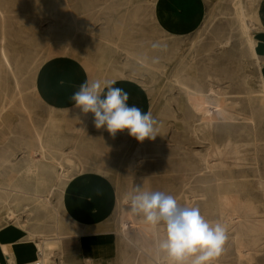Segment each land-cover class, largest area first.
<instances>
[{
    "label": "bare ground",
    "instance_id": "bare-ground-1",
    "mask_svg": "<svg viewBox=\"0 0 264 264\" xmlns=\"http://www.w3.org/2000/svg\"><path fill=\"white\" fill-rule=\"evenodd\" d=\"M227 1L231 4V9L223 16L225 19L226 17L232 19V26L229 35L216 44L222 50L228 49L232 45L233 34L237 33L243 48L239 49L241 58L243 60L245 57L253 58L251 64L255 67L257 76L255 78L251 75L252 73H248L246 70L250 64H244L241 88L239 87L237 90H234L233 86L227 87L226 85L227 88L216 86L217 75L211 72L212 66L210 69L206 67V70H202L200 74L182 70L173 76L174 88L182 96L174 99L177 109L168 108L170 116L173 118L171 123L174 128L172 141L169 140V136L162 126L164 122H161V125L156 126L157 136L149 145L150 149L145 143L136 147L128 164L127 187L129 190H126L127 192L123 195L117 207L114 223L109 227L116 235L119 246L123 249V253L119 256L121 264H158L153 243L160 234L159 230L145 223L141 216H130L127 213V200L135 185L143 183L147 190L161 191L160 187L157 189L154 186L158 181L155 177L157 174L178 178L181 184L179 191L167 192V194L174 196L181 205L194 206L197 197L202 199L197 204L203 206L201 213L206 219L210 210L208 211L205 207L209 204L218 207L223 224L229 228L230 232L232 231L231 246L234 248L238 264H252L255 260L254 252L260 248L264 236V211L252 200V194L256 191L255 193L263 196L264 201V20L259 15L260 9L255 10L256 13L250 11V2L260 6L264 4V0ZM7 9H9L8 1L0 0V71L9 74L16 90L22 93L20 66L14 61L9 47L8 23L10 16H8ZM211 26H213L212 23ZM176 46L174 47L176 48ZM125 52L129 57L132 54L129 51ZM136 59L141 64L148 66L144 60ZM158 59L160 60V58ZM210 60L213 59L210 58ZM225 77L227 78V75ZM217 80L222 81L220 77ZM256 85L259 87L256 88ZM244 103L249 108L247 113L241 109ZM27 112L29 115L31 114L30 111ZM67 113L71 114L69 111ZM72 113L73 115L70 117L63 118L64 129L57 125L56 118H51L48 123L45 122L48 127H39L41 122L40 125L38 124L39 126L31 123L27 134L32 139L34 137L35 142L20 141L15 145L11 141L12 137L11 140L9 139L10 142H7V139L0 148V168L7 171L8 169H18L13 164V159L17 149L24 146L26 152L23 158L15 160L20 161L25 170L24 173L29 174L28 177L31 176L35 181L34 189H26L30 190L29 195L8 190L7 184L0 185V216L5 221L2 226L11 228L18 225L25 229L29 239L32 243L35 242L37 250L41 252V256L37 259L40 258L42 264H51L50 258L56 254L55 251L60 252L61 260L65 258L63 244L65 235L69 233L87 236L86 239L97 238L95 235L97 229H88L71 223L61 213V201L55 205L50 200L55 193L60 197L65 185L73 180L76 174L84 171L105 173L102 166L106 156L105 149L91 148V157L85 162L84 159L77 156L83 144L67 143L71 145L70 151L62 150L61 145H65V143L59 141L61 135L66 131L73 134H86L88 120L92 116L91 113L85 116L80 111H72ZM15 133L10 134L15 135ZM23 134L24 132L20 133V136ZM252 144L255 147V154L253 158H250ZM199 146H201V150H198ZM84 151V153L88 152ZM37 154L40 157H37ZM52 183H54L55 190L44 189L50 187ZM211 183H214L216 189L214 197L209 196L211 186L209 184ZM24 184L25 181L22 185ZM250 189H252L251 196L250 192L242 193L243 197L238 195L240 190ZM46 193V197H42V194ZM81 208L83 209V207ZM22 214H25V219ZM5 218H9V220L7 221ZM262 247L264 248V245ZM5 248L0 246V251L7 256L12 264H17L8 257L7 252H4ZM88 263L92 262L88 260ZM159 264H167L162 255ZM215 264H222V253L216 258Z\"/></svg>",
    "mask_w": 264,
    "mask_h": 264
},
{
    "label": "rangeland",
    "instance_id": "rangeland-1",
    "mask_svg": "<svg viewBox=\"0 0 264 264\" xmlns=\"http://www.w3.org/2000/svg\"><path fill=\"white\" fill-rule=\"evenodd\" d=\"M5 1L9 3V9H7L8 16H10L8 23L9 47L14 61L20 66L21 88L25 94L16 90L9 74L0 71V148L6 142L8 135L13 132H17L13 135V144L17 145L20 141L22 142L21 139L29 135L27 133L31 123L37 126L41 124L39 126L41 128L48 127L46 123L51 118H56L57 125L62 129L65 128L63 118L70 117L72 114L66 111L53 112L44 107L37 99L33 87L38 68L45 61L56 56L66 55L78 58L101 81L130 78L138 82L148 95V111H151L157 120V126L164 122L162 126L165 133L167 132L169 140L171 139L170 141H172L174 128L171 124L173 118L170 116L168 108L177 109L174 99L182 96L174 88V75L182 70L200 74L202 70H206V67L210 69L212 66L211 72L217 75L216 86L221 88L233 86L234 90L241 86L244 64H250L246 70L248 73H252L251 75L255 78L257 76L256 69L251 64L253 58L245 57L244 60L241 58L242 45L237 33L233 34L232 45L228 49L222 50L216 44L229 35L232 26V19H228V17L225 19L223 16L231 9V4L227 0H208V8L202 25L195 33L184 38L165 35L155 26L150 11L156 5L157 0H24V3L23 0ZM263 5L259 6L257 3L250 2V11L256 13L257 9H260V14H258L262 20H264V9L261 8ZM118 10H124L126 14L118 15L116 13ZM125 51L132 53L131 56L129 57ZM136 58L144 60L148 66L141 64ZM210 58L213 60L211 61ZM214 70L218 72H214ZM219 77L223 82L217 80ZM226 85L227 87H225ZM258 87L259 85H256V88ZM229 91L231 90L229 89ZM11 94L14 98L11 97ZM241 109L246 113L249 110L245 103ZM27 111H30L31 114L29 115ZM90 118L86 134H73L66 131L61 135L59 141L65 143V145H61L63 151H70L71 145L67 143L83 144L77 156L84 159V162L91 157V148L105 149L106 156L102 165L104 175L114 183L118 201L112 217V223H114L117 207L123 195L129 190L127 187L129 161L137 146L145 143L150 149L149 145L152 140L145 139L140 142L128 135V132L117 133L113 137L105 129L95 128L93 119ZM158 118L160 119L158 120ZM20 121L22 122L19 123ZM37 121L38 123H36ZM22 132H24L22 135L24 137H20ZM254 149L252 144L250 158H253L255 154ZM19 150L21 149L19 148ZM19 150L17 149V151ZM84 150L88 152L84 153ZM198 150H201V146L198 147ZM6 174L7 171L0 168V185L6 184ZM155 177L156 181L158 179L154 184L157 189L160 187L159 189L165 193L179 191L181 184L178 178L164 177L159 174ZM209 186V196L214 197L216 190L214 183ZM154 190L156 191V189ZM240 191L238 194L240 197H243L242 193L250 192V196L252 194V189ZM255 192L252 194V200L264 211L263 196ZM201 200L197 197L194 204L200 210L203 209V206L197 203ZM213 205L209 204L205 207L208 211L210 210L207 219L223 223L218 207ZM22 217L25 219V214H22ZM5 219L9 220V218ZM227 231L228 239L222 252V264H238L234 248L231 246L232 231L230 232L229 228ZM114 236L116 237V235ZM116 240L119 251L118 263L121 264L119 256L123 253V249L119 246L117 237ZM263 243L264 236L260 248L254 252L255 260L252 264H264Z\"/></svg>",
    "mask_w": 264,
    "mask_h": 264
},
{
    "label": "crops",
    "instance_id": "crops-1",
    "mask_svg": "<svg viewBox=\"0 0 264 264\" xmlns=\"http://www.w3.org/2000/svg\"><path fill=\"white\" fill-rule=\"evenodd\" d=\"M207 8L208 0H157L156 5L151 9L150 13L155 26L162 33L171 37L184 38L192 35L200 28L204 21ZM262 9H264V5ZM116 13L118 15L126 14V11L118 10ZM86 80L98 79L78 58L66 55L56 56L48 59L38 68L34 79V92L44 107L54 111L66 112L69 109V112L73 115L72 111L78 112L80 109L74 107L70 97L78 90L80 84ZM113 80L117 81L114 85L115 87L123 88L130 93L129 106L135 105L144 112L149 110L148 95L138 82L130 78H116ZM91 117L90 119H93V115ZM118 133H127V130ZM12 137L13 135L9 134L7 142H10ZM20 137L24 136L21 135ZM35 141V138L33 137L32 139L30 135L22 139V142ZM25 150L26 148L23 146L21 151L19 150L20 152L17 151L13 159V164L18 169L7 170L6 184L8 190L29 195L31 193L29 191L34 189L35 181L31 176L28 177L29 174L26 175L24 173L25 170L22 168L20 161L15 160L16 158H23L26 152ZM68 151L64 150V152ZM37 157H40L39 154H37ZM73 178V180L65 185L60 197L55 193L53 195L54 198L52 196L50 200L55 205L61 201V213L71 223L84 226L88 229H97L95 234L97 238L86 239L87 236L72 233L65 235L63 244L65 258L61 260L59 256L60 252L55 251L56 254L50 258V263L89 264L88 260H90L92 262L90 264H119L117 240L112 233V229L109 228L115 213V206L118 202L116 200V187L114 183L104 174L92 171H84L76 174ZM24 181L25 184L22 185ZM44 189L55 190L54 183ZM46 195L47 193L42 194V197H46ZM1 217L0 246L6 247L4 252H7L8 257L12 258L17 264H30L34 262L39 257V250H37L35 242L32 243L29 239L27 231L18 225H14L11 228L2 226L5 221ZM75 217L78 218L76 219ZM0 264H12L1 251Z\"/></svg>",
    "mask_w": 264,
    "mask_h": 264
},
{
    "label": "clouds",
    "instance_id": "clouds-1",
    "mask_svg": "<svg viewBox=\"0 0 264 264\" xmlns=\"http://www.w3.org/2000/svg\"><path fill=\"white\" fill-rule=\"evenodd\" d=\"M116 83L86 80L70 100L85 116L93 115L95 128L105 129L113 137L127 130L137 141L154 140L157 120L151 111L129 106L130 93L115 87ZM127 204L128 215L141 216L145 223L159 230L153 243L158 264L161 255L167 264H215L224 251L228 239L226 226L206 219L199 207L181 205L174 196L147 190L143 183L134 186Z\"/></svg>",
    "mask_w": 264,
    "mask_h": 264
},
{
    "label": "built area",
    "instance_id": "built-area-1",
    "mask_svg": "<svg viewBox=\"0 0 264 264\" xmlns=\"http://www.w3.org/2000/svg\"><path fill=\"white\" fill-rule=\"evenodd\" d=\"M40 254H41V252H39V256H41ZM30 264H42V262H41L40 258H38L34 262H32Z\"/></svg>",
    "mask_w": 264,
    "mask_h": 264
}]
</instances>
